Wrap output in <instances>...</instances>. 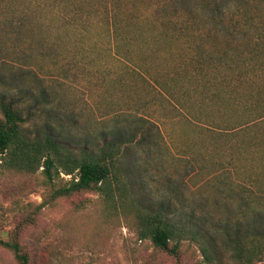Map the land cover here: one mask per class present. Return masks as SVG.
<instances>
[{"label": "rangeland", "instance_id": "rangeland-1", "mask_svg": "<svg viewBox=\"0 0 264 264\" xmlns=\"http://www.w3.org/2000/svg\"><path fill=\"white\" fill-rule=\"evenodd\" d=\"M153 1L0 0V91L24 84L39 94L44 88L53 97L49 117L33 123L41 126L56 114L79 139L90 137L95 144L103 133L112 134L116 117L134 122L143 116L147 121L137 124L150 131L138 135L140 144L124 159L134 185L130 194L155 205L178 185L187 205L206 198L217 208L220 185L246 178L253 160L228 150L236 141L219 129L245 109L232 107L214 85L231 77L233 99L259 86L242 87L237 77L256 61L246 55L248 47L264 52V41L253 37L264 30V0H250L247 13L236 10L223 18L198 12L188 32L173 34L155 21ZM247 15L254 20L245 35L239 30ZM200 46L207 58H217L209 73L192 77L190 68L180 74L181 61L189 55L197 60ZM29 72L39 74L38 82L21 79L20 73ZM230 159L238 163L229 164ZM41 171L0 168V237L13 240L18 232L32 264H207L192 240L181 242L176 257L139 239L135 215L106 206L96 192L62 197L39 209L50 188ZM70 178L61 174L55 183ZM0 264H17L2 245Z\"/></svg>", "mask_w": 264, "mask_h": 264}, {"label": "trees", "instance_id": "trees-1", "mask_svg": "<svg viewBox=\"0 0 264 264\" xmlns=\"http://www.w3.org/2000/svg\"><path fill=\"white\" fill-rule=\"evenodd\" d=\"M249 1L154 0L149 9L161 29L173 34L188 32L198 12L211 11L219 18L236 10L244 9L247 13L245 7ZM253 20L254 17L247 15L244 28L239 31L246 35ZM253 37L264 41V30ZM248 49L246 55H255L256 61L241 68L238 84L247 87L260 82L259 86L251 89L245 98L233 99L231 88L235 87L226 75L214 89H221L232 107L245 109L219 130L235 139L236 143L228 149L232 150V156L242 154L244 160H253V165L248 168L246 178L220 185L224 195L219 193L214 199L217 208H210L206 198L187 205L178 185L170 186V194L157 200L155 205H147L143 199L130 194L134 185L128 180L131 170L124 165V159L132 147L140 144L138 135L150 131L144 123L140 127L137 124L140 120L147 121L143 116L138 115L134 122L128 117H116L112 134L103 133L95 144L90 137L79 139L56 114L54 120L45 121L41 126L33 123L42 115L49 117L53 97L44 88L36 94L33 86L25 88L24 84L0 91V168L24 174L36 173L42 168L50 188L39 209L59 198L92 191L102 196L106 206L121 210L124 215L133 213L139 239H150L159 251L178 257L181 242L189 239L198 244L207 264H264V52L257 47ZM198 50L197 60L189 55L181 61L180 74H186L190 68L192 77L193 73L198 76L209 73L217 58H207L201 46ZM20 74L21 79L29 76L38 82L36 72ZM53 111L57 113L58 109L54 107ZM125 122L128 123L125 125ZM228 163L238 161L230 159ZM61 174L71 178L56 185ZM28 218L31 222L35 220L33 214ZM17 234L13 240L0 237V245L13 252L17 264H32L31 253Z\"/></svg>", "mask_w": 264, "mask_h": 264}]
</instances>
